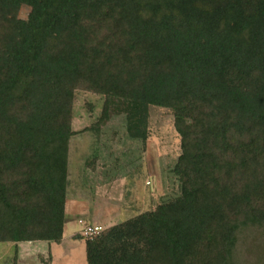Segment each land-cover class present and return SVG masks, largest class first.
<instances>
[{"label":"trees","instance_id":"obj_1","mask_svg":"<svg viewBox=\"0 0 264 264\" xmlns=\"http://www.w3.org/2000/svg\"><path fill=\"white\" fill-rule=\"evenodd\" d=\"M77 90L98 125L146 139L162 107L181 139L180 193L88 264H264V0H0V242H62Z\"/></svg>","mask_w":264,"mask_h":264},{"label":"rangeland","instance_id":"obj_2","mask_svg":"<svg viewBox=\"0 0 264 264\" xmlns=\"http://www.w3.org/2000/svg\"><path fill=\"white\" fill-rule=\"evenodd\" d=\"M29 14L30 7L23 6L21 17ZM104 100L95 92H76L72 122L78 133L70 140L64 238L61 243L31 242L25 264H88L86 223L100 226V233L180 193L169 171L181 153L173 112L150 106L145 139L132 135L123 115L98 125ZM26 245L20 243L18 250ZM15 246L0 242V264L17 261Z\"/></svg>","mask_w":264,"mask_h":264},{"label":"crops","instance_id":"obj_3","mask_svg":"<svg viewBox=\"0 0 264 264\" xmlns=\"http://www.w3.org/2000/svg\"><path fill=\"white\" fill-rule=\"evenodd\" d=\"M66 214H67V212H66ZM15 244H16V255H17V264H25L26 263V254L28 253V248H30L31 249V247H30V244H31V242H28V245H26L25 247H21L22 248V250L21 251H19L18 249H19V245H20V243H22V242H18V243H16V242H14ZM15 262V261H14Z\"/></svg>","mask_w":264,"mask_h":264},{"label":"built area","instance_id":"obj_4","mask_svg":"<svg viewBox=\"0 0 264 264\" xmlns=\"http://www.w3.org/2000/svg\"><path fill=\"white\" fill-rule=\"evenodd\" d=\"M80 222L81 223H86L83 219H80ZM101 230L100 226L98 225H89L86 223V226L84 228V234L86 236H92V235H95L97 234L99 231Z\"/></svg>","mask_w":264,"mask_h":264}]
</instances>
